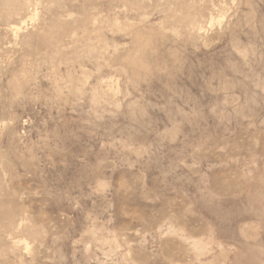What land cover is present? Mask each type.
Masks as SVG:
<instances>
[{"label": "rangeland", "instance_id": "1", "mask_svg": "<svg viewBox=\"0 0 264 264\" xmlns=\"http://www.w3.org/2000/svg\"><path fill=\"white\" fill-rule=\"evenodd\" d=\"M0 264H264V0H0Z\"/></svg>", "mask_w": 264, "mask_h": 264}]
</instances>
